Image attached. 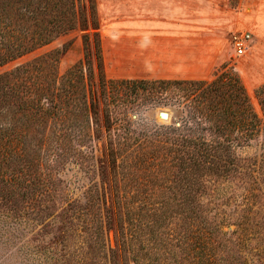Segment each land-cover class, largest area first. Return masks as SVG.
<instances>
[{"label":"trees","instance_id":"1","mask_svg":"<svg viewBox=\"0 0 264 264\" xmlns=\"http://www.w3.org/2000/svg\"><path fill=\"white\" fill-rule=\"evenodd\" d=\"M83 1L0 0V69L75 29L94 31L93 48L85 34V59L63 76L59 63L67 48L53 49L0 73V215L7 216L0 219V251L21 243L16 264H49L46 252L56 243L64 247L62 264H100L101 258L109 264H164L169 257L177 259L179 252L184 264H264V153L250 160L238 151L260 136L264 122L241 78L224 68L211 81H110L96 0ZM257 95L264 116V85ZM141 100H175L186 107V113L179 111L186 119L171 128L175 136L163 140L156 135L140 142L134 137L127 107ZM100 113L105 127H112V142L105 153L114 170L120 158L138 150L135 154L143 164L170 157L180 163L185 176L187 172L191 176L189 202L172 211L181 215V222L157 224L164 217L156 213L158 220L151 226L154 236L139 246L145 247L144 256L137 246L136 215L131 216L121 186L114 192L112 206L99 207L102 217L96 220L93 192L88 202L73 205L64 195V181L56 177L69 159H86L87 143L101 136ZM208 182L233 183L236 188H207ZM240 188L245 191L241 209L220 212L219 207L201 203L207 195L215 206L230 204ZM62 203L68 204L67 211H73L77 222L56 230L63 234L56 242L36 244L39 238L27 236L28 222ZM165 210L152 208L151 212ZM229 221L236 222L237 228L225 232ZM114 229L113 249L106 232ZM244 251L256 263L243 259Z\"/></svg>","mask_w":264,"mask_h":264},{"label":"rangeland","instance_id":"2","mask_svg":"<svg viewBox=\"0 0 264 264\" xmlns=\"http://www.w3.org/2000/svg\"><path fill=\"white\" fill-rule=\"evenodd\" d=\"M83 2L86 3V0ZM96 4L100 24L98 33L102 40L108 80L211 81L226 68V71L234 72L241 78L255 112L264 122L257 95V90L264 85V0H96ZM85 34L89 35L93 48L94 31L90 28L86 32L75 29L52 44L0 69V73L53 49L67 48L59 63V74L63 76L69 68L85 59ZM244 34H249L251 39L246 53L237 56L233 38ZM128 105V120L132 123V131L135 132L133 135L139 138V142L150 140L156 135H160L163 140L167 136L173 137L175 133L171 128L174 122L178 127L186 119V115L180 116L179 113L180 110L186 113V107L175 100H141L139 104ZM163 111L170 113L169 122L160 120L159 114ZM99 129L100 138L87 143L88 152L84 148L86 159H69L60 165L56 177L64 181V195L73 205L88 202L90 193L93 192L96 198L93 218L96 220L102 217L99 207L103 208L105 204L112 206L114 192L121 186L122 194H127L131 216L136 215L135 227L139 238L137 246L142 250L144 246L139 247L142 245L141 241L145 245L154 236L151 226L158 220L156 213L164 217L157 224L165 225L170 220L174 223L181 222V215L172 211L177 205L187 200L189 202L190 173L187 172L185 176L180 163L170 157L157 158L152 163L143 164L135 154L138 150L127 158H120L118 169L114 170L105 153L106 147L112 142V127L110 130L105 127L101 113ZM262 145L264 146V127L258 138L238 151L242 158L255 160L264 153ZM134 161L138 164L133 165ZM227 184L223 186L208 182L206 187L219 186L220 190L226 187L228 190L236 188L233 183ZM244 192L243 188L235 190L236 200L227 205L215 206L210 203L211 196L207 195L201 198V203L210 208L219 207L218 211L229 213L235 208L241 209V195ZM64 208L65 211L69 209L67 203L50 208L40 218L29 221L28 229L31 233L27 236L39 238L36 244L48 246L50 241L56 242L59 234L63 235L56 230H65L69 221L77 222L72 217L73 211L64 212ZM152 208L166 210L151 212ZM167 217L169 219L165 221ZM0 219L6 220V214L0 215ZM236 228V222L229 221L223 231L231 232ZM116 234L115 229L106 232L107 243L113 249L116 246ZM56 244V247L50 245L46 252L49 264L63 262L61 255L64 254V247L61 243ZM20 246L21 243L9 250L0 251V264H16L14 257ZM141 250L140 253L144 256L143 252L146 250ZM182 253L177 254V259L169 257L164 264H184ZM241 254L243 259H253L256 263V258L247 251ZM100 264L109 262L101 258Z\"/></svg>","mask_w":264,"mask_h":264},{"label":"built area","instance_id":"3","mask_svg":"<svg viewBox=\"0 0 264 264\" xmlns=\"http://www.w3.org/2000/svg\"><path fill=\"white\" fill-rule=\"evenodd\" d=\"M250 39L251 36L249 34L235 36L233 38L234 48L237 56H242L246 53L247 44Z\"/></svg>","mask_w":264,"mask_h":264},{"label":"water","instance_id":"4","mask_svg":"<svg viewBox=\"0 0 264 264\" xmlns=\"http://www.w3.org/2000/svg\"><path fill=\"white\" fill-rule=\"evenodd\" d=\"M159 118H160V120H162L164 122H169L171 119V115L168 111H163V112H160Z\"/></svg>","mask_w":264,"mask_h":264}]
</instances>
